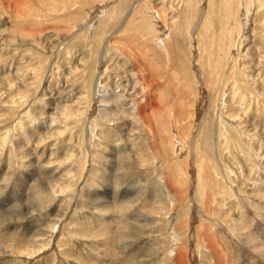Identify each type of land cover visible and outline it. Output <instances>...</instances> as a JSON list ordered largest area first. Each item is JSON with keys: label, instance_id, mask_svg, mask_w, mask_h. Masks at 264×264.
Wrapping results in <instances>:
<instances>
[{"label": "rangeland", "instance_id": "rangeland-1", "mask_svg": "<svg viewBox=\"0 0 264 264\" xmlns=\"http://www.w3.org/2000/svg\"><path fill=\"white\" fill-rule=\"evenodd\" d=\"M262 152L264 0H0V264H264Z\"/></svg>", "mask_w": 264, "mask_h": 264}, {"label": "bare ground", "instance_id": "bare-ground-1", "mask_svg": "<svg viewBox=\"0 0 264 264\" xmlns=\"http://www.w3.org/2000/svg\"><path fill=\"white\" fill-rule=\"evenodd\" d=\"M233 11V10H232ZM238 15V14H237ZM236 18H238V17H236ZM154 21V20H153ZM153 23H155V22H153ZM235 23H236V19H235ZM156 24V23H155ZM232 24H234V22H233V20L231 21V22H229V25H228V27L226 28V30H225V32H224V35L222 36V39H220L221 41H220V44H219V50L221 49V51L222 50H224L223 52H225V53H231V51L233 50L232 49V47H234V45L236 46V39H238V38H236V36L239 34L238 32V30L236 29V31H235V25H233L232 26ZM163 27V26H162ZM159 28V27H158ZM241 28V27H240ZM147 29H148V32H152L153 33V35H156V36H158V34H157V29L155 28V27H153V26H150V27H147ZM162 33V32H161ZM225 34H226V37H225ZM160 35V34H159ZM240 36H242V33H241V35ZM238 41V40H237ZM240 42V41H239ZM242 42V41H241ZM240 42V43H241ZM238 47V46H237ZM232 49L231 51L229 50V49ZM165 49V48H164ZM222 52V53H223ZM103 55V54H102ZM220 56V55H219ZM228 56H229V54H228ZM219 58V57H218ZM227 59V56L225 55L224 56V58H223V60H226ZM217 60V59H216ZM222 60V59H221ZM227 65V64H226ZM225 68V67H224ZM115 92V91H114ZM104 94H101L100 96H99V101L100 102H103V104L104 103H106V102H104L107 98L106 97H104L103 96ZM114 96V95H113ZM117 96V95H116ZM120 97V96H119ZM116 99L118 98V97H115ZM115 99V100H116ZM112 100V99H111ZM110 100V101H111ZM222 100V99H221ZM107 102H109V100L107 101ZM111 103V102H110ZM110 103H107L108 105H111ZM127 103V102H126ZM102 104V105H103ZM114 105V104H113ZM109 108H108V106L107 105H105L103 108L101 107V109H100V112L102 113V114H106V112H107V110H108ZM113 109V108H112ZM222 110V109H221ZM138 112V111H137ZM141 113V112H140ZM228 116H230V118H231V120H230V122H231V124L233 123V122H239L237 119H235V118H237L238 116L237 115H232L231 113L228 115ZM138 117V116H137ZM136 117V118H137ZM102 118V117H101ZM139 118H141V117H139ZM117 119V118H116ZM218 121V120H217ZM220 122V121H219ZM218 122V123H219ZM207 123V122H206ZM223 124V123H222ZM211 125H212V123H211ZM219 126V125H218ZM224 126V125H223ZM211 127H209V129H210ZM216 128V127H215ZM218 131H219V127H217L216 128V130H212L211 131V129H210V132H209V130H208V133H207V135H206V137L205 138H203L204 136H202V140H203V143H204V146H205V150H206V153H210V154H215L218 158L220 157L219 156V154H218V150H217V148L215 147V143H214V139H215V136L216 137H218ZM204 132V131H203ZM204 135V134H203ZM260 156H263L264 155V152H262V154H259ZM213 158H214V156H213ZM214 162H215V166H216V168H217V170H219V172L221 173V176H222V178L223 177H225L226 176V173H225V170L223 169V167H222V165H221V163H220V160H217V159H215L214 158ZM256 166H257V169L258 170H260V168H258L259 167V165H260V162L258 163V162H256V164H255ZM200 172V171H199ZM224 182L226 181V180H228V179H222ZM199 181V180H198ZM253 182V184H254V182H256V179L255 180H253L252 181ZM231 184V183H230ZM198 190H197V193L199 194V192H201V190H204V194H206V199L207 200H209L210 201V191H206L204 188L202 189V184H201V182H198ZM211 187H213V188H215V190H219V187H218V184H215V185H213V186H211ZM261 187V186H260ZM252 188V187H251ZM258 191L261 193V197H264V183H263V185H262V188L261 189H259L258 188ZM261 191H263V192H261ZM217 193V192H216ZM218 194V193H217ZM264 201V200H263ZM205 203V202H204ZM210 203V202H209ZM209 203L208 204H206V206H203V208H204V211H205V215H212V217H210L211 219H214V220H218V219H216V217L214 218V216H213V212H214V210L212 209V207L209 205ZM243 205H247L246 203H244L243 201L241 202ZM110 205H106V206H103L104 207V209H106V208H108ZM244 207V206H243ZM111 208V207H110ZM112 210V209H111ZM207 213V214H206ZM222 213V212H221ZM244 216V215H243ZM246 216V215H245ZM262 216H263V219L261 218L260 220H258V219H256V218H250V219H245L246 221L244 222V223H233V227H232V230L234 231V233H236L239 237H240V239H241V242H243L244 244H246V245H248L251 249H253V251L256 253V254H258L261 258H264V240H262V242H259L257 239H256V237H255V235H254V233L251 231V230H249V231H246V229H248V227L250 226L251 227V229H254V231H256V232H258V233H260L261 234V236H264V234L262 233V231H261V228H260V225L261 224H259V222L258 221H264V206H263V213H262ZM204 219V218H203ZM244 218L242 217V220H243ZM219 221V220H218ZM236 221H239V219H237ZM221 223H222V220L220 221ZM113 223V222H112ZM101 224V223H100ZM109 227V226H108ZM211 237H212V240H211V247H214L213 246V244L215 245V247H217V246H219V242H218V240H217V238H216V236L214 237L212 234H211ZM264 239V238H263ZM219 256L221 257V255L219 254ZM221 262L223 263V264H227V262H225L224 260H221Z\"/></svg>", "mask_w": 264, "mask_h": 264}]
</instances>
